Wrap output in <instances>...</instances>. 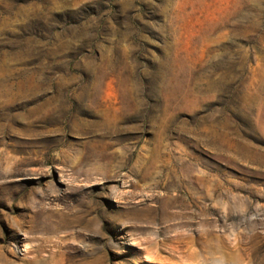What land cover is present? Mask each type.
Here are the masks:
<instances>
[{"label": "rangeland", "instance_id": "1", "mask_svg": "<svg viewBox=\"0 0 264 264\" xmlns=\"http://www.w3.org/2000/svg\"><path fill=\"white\" fill-rule=\"evenodd\" d=\"M0 264H264V0H0Z\"/></svg>", "mask_w": 264, "mask_h": 264}]
</instances>
